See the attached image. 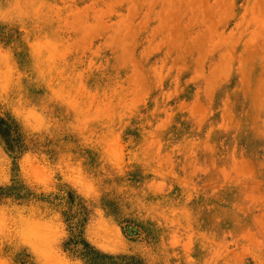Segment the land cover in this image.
Returning a JSON list of instances; mask_svg holds the SVG:
<instances>
[{
    "label": "rangeland",
    "instance_id": "obj_1",
    "mask_svg": "<svg viewBox=\"0 0 264 264\" xmlns=\"http://www.w3.org/2000/svg\"><path fill=\"white\" fill-rule=\"evenodd\" d=\"M0 264H264V0H0Z\"/></svg>",
    "mask_w": 264,
    "mask_h": 264
}]
</instances>
